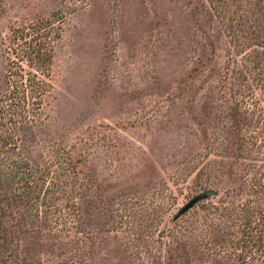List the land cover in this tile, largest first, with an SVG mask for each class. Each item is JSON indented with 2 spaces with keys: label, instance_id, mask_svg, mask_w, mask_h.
<instances>
[{
  "label": "rangeland",
  "instance_id": "obj_1",
  "mask_svg": "<svg viewBox=\"0 0 264 264\" xmlns=\"http://www.w3.org/2000/svg\"><path fill=\"white\" fill-rule=\"evenodd\" d=\"M59 12L38 122L0 120V264H264V0H0V92Z\"/></svg>",
  "mask_w": 264,
  "mask_h": 264
},
{
  "label": "trees",
  "instance_id": "obj_2",
  "mask_svg": "<svg viewBox=\"0 0 264 264\" xmlns=\"http://www.w3.org/2000/svg\"><path fill=\"white\" fill-rule=\"evenodd\" d=\"M60 20H63L61 12L52 14L51 18L14 25L8 38L2 41L6 89L0 92V120L6 119L14 125L15 133L24 132L38 122L53 92L52 69L56 42L62 31ZM31 113L34 115L30 116ZM11 139L6 138L10 144ZM214 242L212 238L207 245Z\"/></svg>",
  "mask_w": 264,
  "mask_h": 264
},
{
  "label": "water",
  "instance_id": "obj_3",
  "mask_svg": "<svg viewBox=\"0 0 264 264\" xmlns=\"http://www.w3.org/2000/svg\"><path fill=\"white\" fill-rule=\"evenodd\" d=\"M214 195V192L209 191L206 192L200 196H198L195 200H193L188 207H186L185 209H183L180 213H179V217L183 216L186 212H188L191 208H193L195 205H197L198 203L205 201L209 198H211Z\"/></svg>",
  "mask_w": 264,
  "mask_h": 264
}]
</instances>
